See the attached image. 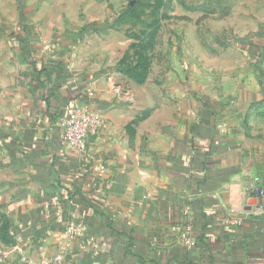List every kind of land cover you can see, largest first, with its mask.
Wrapping results in <instances>:
<instances>
[{"label":"crops","instance_id":"obj_1","mask_svg":"<svg viewBox=\"0 0 264 264\" xmlns=\"http://www.w3.org/2000/svg\"><path fill=\"white\" fill-rule=\"evenodd\" d=\"M252 21L223 24L198 85L16 26L0 42V264H45L76 224L63 264H264V15ZM83 105L106 127L74 155L62 123Z\"/></svg>","mask_w":264,"mask_h":264},{"label":"rangeland","instance_id":"obj_2","mask_svg":"<svg viewBox=\"0 0 264 264\" xmlns=\"http://www.w3.org/2000/svg\"><path fill=\"white\" fill-rule=\"evenodd\" d=\"M127 6L135 13L120 20ZM20 14L39 34L48 24L53 36L77 35L93 24L97 32L80 33L84 55L93 54L105 65L113 60L110 68L142 80L154 71L184 68L198 85L200 71L213 73L223 24L258 21L264 0H0V42L15 37ZM2 47L7 54L9 48Z\"/></svg>","mask_w":264,"mask_h":264},{"label":"built area","instance_id":"obj_3","mask_svg":"<svg viewBox=\"0 0 264 264\" xmlns=\"http://www.w3.org/2000/svg\"><path fill=\"white\" fill-rule=\"evenodd\" d=\"M105 124L99 117L89 110L88 105L80 107H69L66 109V116L62 123V139L68 151L74 155H81L85 150V142L91 135L97 134ZM100 172L104 167H99ZM83 225L76 224L64 229V241L61 243L59 251L53 256L44 259L45 264H63L67 252L71 249L75 238L82 231ZM183 244L191 248L194 242L192 228L188 224L183 228ZM264 260V246L262 251ZM25 262V259H22Z\"/></svg>","mask_w":264,"mask_h":264},{"label":"trees","instance_id":"obj_4","mask_svg":"<svg viewBox=\"0 0 264 264\" xmlns=\"http://www.w3.org/2000/svg\"><path fill=\"white\" fill-rule=\"evenodd\" d=\"M130 13H135V9L133 6H127L123 12L121 13L120 15V20L124 19L125 17H127V15H129ZM17 28H19L20 32H23L24 34H26L28 37H33V33H32V29L31 27H28L25 25V21H24V17H23V14L21 15L20 14V20H19V24L17 26ZM92 30H95L97 32V28L95 27V25L93 24H90V25H87L85 27H82V29L80 30V33L81 34H87L89 32H91ZM93 32V31H92ZM80 33H78L77 35L75 36H78L80 37ZM72 36L74 35H69V37L72 38ZM187 225V224H186Z\"/></svg>","mask_w":264,"mask_h":264}]
</instances>
